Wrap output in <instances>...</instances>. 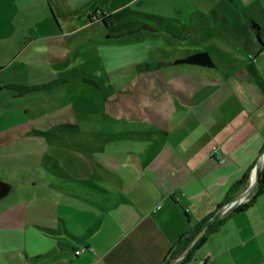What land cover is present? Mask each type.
I'll list each match as a JSON object with an SVG mask.
<instances>
[{"label":"crops","instance_id":"1","mask_svg":"<svg viewBox=\"0 0 264 264\" xmlns=\"http://www.w3.org/2000/svg\"><path fill=\"white\" fill-rule=\"evenodd\" d=\"M67 1V9L55 0L37 3L42 25L12 29L6 22L12 34L42 32L31 58L49 51L51 37L74 31V14L80 29L110 39L119 35L116 18L149 6L171 38L161 52L141 41L99 46L106 65L133 72L112 89L83 75L101 86L99 122L49 134L36 166L0 164V179L12 185L0 199V264H264V187L252 189L248 207L225 213L202 244L204 231L170 258L201 220L242 198L258 162L264 167V0ZM101 12L110 16L98 28L92 18ZM232 15L252 30L220 23ZM252 21L261 22L260 33ZM197 51L215 65L177 62ZM144 60L151 69L138 70ZM26 112L0 104V135L8 140L0 151L23 149ZM67 122L46 121L41 129Z\"/></svg>","mask_w":264,"mask_h":264},{"label":"rangeland","instance_id":"2","mask_svg":"<svg viewBox=\"0 0 264 264\" xmlns=\"http://www.w3.org/2000/svg\"><path fill=\"white\" fill-rule=\"evenodd\" d=\"M46 1L0 0V104L4 106L12 104L15 108L27 111L28 121L24 129L30 130L29 133L23 135V149L15 153L16 150L12 151L13 145H10L6 151H0V164L3 165L17 167L24 161L36 166V159L43 157L37 151L44 145L47 146L51 136L54 135L53 133V135L42 133L41 130H48L41 129V127L45 128L44 122L46 121L59 119L69 122L74 120L76 125L87 120L99 122L97 114L103 111L101 98L103 92L101 86L97 84H108L109 86H106L112 89L116 87L112 84L116 79L118 82H124L127 78L133 77L132 70H129L130 65H127L123 71L118 70L115 65H106L100 57L99 46L112 43L125 46L141 41L150 49L161 52L159 46L167 45L171 38L165 28L167 22L154 18L152 16L154 14L147 11L150 10L149 6H136L135 10L141 11L142 14L116 18L112 29L119 35L110 39L94 35L90 26L84 30L80 29L79 22L76 20L77 15L74 14V31L51 37L46 44L49 51L40 55H37L35 51L31 58L28 55L30 50L33 51L34 47L44 41L43 34H40L42 32L13 31L12 34L10 33L12 31L6 27V22L12 25V29L22 23L42 25L41 10L37 3L46 4ZM55 1L67 9V0ZM75 1L79 3L85 1V4L89 6L99 0ZM48 11L46 8L45 18L52 20L53 24L56 20L53 16L49 17ZM102 18L103 16L99 14L92 18V20L99 21L97 22L98 28ZM220 23L232 26L243 33L247 29L252 30L242 15H232L230 20L220 21ZM109 24L111 25L110 21ZM152 55L155 56V52H152ZM124 61L126 64L127 61ZM141 63L145 64L146 61ZM83 75L93 77L97 84H90L83 79ZM18 84L36 85L38 88L26 91L18 87ZM55 108H57L56 112H52ZM57 111H60L59 116ZM56 132V134L60 133ZM6 136V134L0 135V141L7 142ZM20 159L21 162H18ZM257 166H260L259 162ZM254 172L255 169L251 171L253 176Z\"/></svg>","mask_w":264,"mask_h":264},{"label":"trees","instance_id":"3","mask_svg":"<svg viewBox=\"0 0 264 264\" xmlns=\"http://www.w3.org/2000/svg\"><path fill=\"white\" fill-rule=\"evenodd\" d=\"M99 15L103 16L102 19L104 21H106V19H108V17L110 16V15L106 14L105 12H101ZM251 24H252V27L258 33H260L259 24L256 23L255 21H252ZM177 62H186V63H190V64H196V65L207 66V67H212L215 65L213 58L206 51L194 52L192 54H189L185 58L177 60ZM151 67L152 66L149 65L148 63L137 65L138 70H149V69H151ZM18 87L23 88L26 91H29V90L34 89V88H38V86H36V85L28 86V85H24V84H18ZM77 127H78V125H76V124L62 123V124H58V125L52 127L50 130L42 131V133L52 134V133L59 131V130L76 129ZM263 152H264V149H263ZM251 170L252 169H250L248 171V173H246L245 176L232 187V189H231L232 193L235 190L242 187L247 182V180L250 176ZM255 187H256V193H260V191L264 187V167H262L259 171V178H258V181H257V184ZM11 190H12V185L3 179H0V199L4 198L6 195H8L11 192ZM255 196H256V194L253 196V198H255ZM251 197L252 196H249V198H247L245 202L238 205L234 209V211H240V210H243L246 207H248L250 202L253 201V199H251ZM232 198H233V196H232V194H230V196H228V198H227L226 202H224V204L231 201ZM224 204L220 205L219 208L222 207ZM213 216H214V214H211L210 216L201 220L194 228H192L190 230V232H188V234H186L184 237H182L178 241V243L176 244L172 253L170 254V258L172 257V255L174 253L179 254V253L183 252L185 249H187L189 247L190 243L192 242V240L195 238V236L198 235L201 231H204L202 237L197 242V245L202 244L205 240V237H204L205 234L209 233L210 231L217 229L223 222V217L222 218L220 217V218L214 220L209 225H206L207 221Z\"/></svg>","mask_w":264,"mask_h":264},{"label":"water","instance_id":"4","mask_svg":"<svg viewBox=\"0 0 264 264\" xmlns=\"http://www.w3.org/2000/svg\"><path fill=\"white\" fill-rule=\"evenodd\" d=\"M264 155V153H263ZM255 172H254V176H253V180L250 184V186L248 187L247 191L245 192V194L242 196V198L239 201H235V202H231L230 204L224 206L222 209H220L214 216L213 218L207 222L206 225H209L210 223H212L214 220L222 217L225 213L229 212L232 209H235L240 203L244 202L249 193L252 191V189L256 186L258 178H259V166H255L254 167Z\"/></svg>","mask_w":264,"mask_h":264},{"label":"built area","instance_id":"5","mask_svg":"<svg viewBox=\"0 0 264 264\" xmlns=\"http://www.w3.org/2000/svg\"><path fill=\"white\" fill-rule=\"evenodd\" d=\"M245 201H246V200H245ZM245 201H244V202H245ZM242 203H243V202H242ZM242 203H240V204H242ZM240 204H239V205H240ZM83 250H84V248H80V249L76 250V253L79 254V253H81Z\"/></svg>","mask_w":264,"mask_h":264}]
</instances>
